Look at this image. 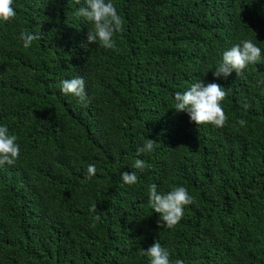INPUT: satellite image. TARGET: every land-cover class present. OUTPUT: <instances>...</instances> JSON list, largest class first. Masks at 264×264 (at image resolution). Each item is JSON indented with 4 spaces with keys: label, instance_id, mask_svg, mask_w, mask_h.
I'll list each match as a JSON object with an SVG mask.
<instances>
[{
    "label": "trees",
    "instance_id": "trees-1",
    "mask_svg": "<svg viewBox=\"0 0 264 264\" xmlns=\"http://www.w3.org/2000/svg\"><path fill=\"white\" fill-rule=\"evenodd\" d=\"M111 3L115 49L88 42L92 25L74 14L84 0H13L16 16L0 21V125L20 147L0 166V264H149L156 241L173 264H264V0ZM24 31L40 37L29 48ZM243 39L261 61L215 77ZM74 77L86 104L59 89ZM200 79L228 93L223 128L173 108ZM147 139L153 151L138 156ZM153 183L194 197L171 229L148 202Z\"/></svg>",
    "mask_w": 264,
    "mask_h": 264
},
{
    "label": "clouds",
    "instance_id": "clouds-1",
    "mask_svg": "<svg viewBox=\"0 0 264 264\" xmlns=\"http://www.w3.org/2000/svg\"><path fill=\"white\" fill-rule=\"evenodd\" d=\"M80 4L81 0H74ZM13 0H0V21H9L16 16ZM78 18H83L92 27L89 28L87 40L89 43H99L101 47L115 49L116 43L113 39L115 32L123 31V20L111 0H84L74 13ZM40 37L27 31L21 32L20 39L25 48L31 47L34 40ZM261 61V48L250 39H243L230 48L222 52V61L215 67L213 75L215 77L227 78L233 70L239 76L249 64H257ZM264 83V81H261ZM59 89L64 94H71L80 99L82 104L87 103L85 93V81L82 77L63 79L60 81ZM227 92L219 83H205L198 80L192 83L186 90L177 91L174 96L176 111H186L190 120L197 125L211 124L218 128H223L227 123V116L222 107V101L227 96ZM249 106L245 103L244 108ZM238 124L244 126L246 121L240 119ZM153 139H147L142 147L137 148V155L150 153L154 149ZM20 155V147L17 143V136L9 133L7 125H0V166L5 164L13 165ZM133 168L144 170L146 164L142 159H135ZM96 174L94 164H89L86 175L91 178ZM121 180L128 185H134L138 181L135 172L124 171L120 175ZM148 202L156 213L160 214L158 223L166 225L168 228L175 227L184 215V207L194 203V197L189 195L184 186H175L167 193L158 191L155 183L151 184L147 190ZM96 211V206L91 209ZM99 219V217H96ZM142 254L148 257L149 264H173L170 260L169 251L162 247L159 241L154 242ZM174 264H184L182 259L177 258Z\"/></svg>",
    "mask_w": 264,
    "mask_h": 264
}]
</instances>
